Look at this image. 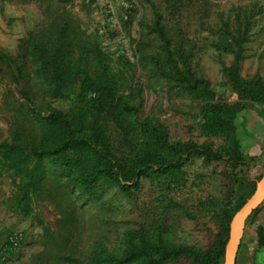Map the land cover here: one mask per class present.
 I'll use <instances>...</instances> for the list:
<instances>
[{"label": "trees", "instance_id": "1", "mask_svg": "<svg viewBox=\"0 0 264 264\" xmlns=\"http://www.w3.org/2000/svg\"><path fill=\"white\" fill-rule=\"evenodd\" d=\"M19 1H36L41 20L19 38L15 54L0 47L3 76L22 97L10 88L5 92L13 111L8 135L0 140V172L9 174L13 187L9 209L34 216L42 229L41 247L30 264H221L231 215L255 184L239 198L237 183L249 161L236 120L250 106L264 108V71L241 72L258 22L264 36V0L234 5L219 23L208 24L222 82L236 93L233 101L220 97L196 67L195 45L179 17L184 0H161L159 6L137 0L142 8L144 1L154 8L151 21L143 12L137 17L135 48L148 77L144 85L134 80V64L111 57L97 35L86 33L68 7L71 0ZM137 13L138 8L129 11L128 22ZM225 53L232 55L228 62ZM155 82L165 86L169 101L189 98L196 134L172 137L155 106L143 110V89H155ZM195 158L214 164L222 184L218 195L192 193L199 176L190 179ZM144 182L150 184L153 204L137 205L141 212L131 219L126 212L129 204L140 203ZM189 196L195 198L191 203ZM43 201L57 212L55 228L35 210ZM263 204L248 214L245 225ZM175 214L210 215L216 223L210 243L178 239L168 221ZM258 234L263 246L262 227Z\"/></svg>", "mask_w": 264, "mask_h": 264}, {"label": "rangeland", "instance_id": "2", "mask_svg": "<svg viewBox=\"0 0 264 264\" xmlns=\"http://www.w3.org/2000/svg\"><path fill=\"white\" fill-rule=\"evenodd\" d=\"M156 5L161 0H154ZM185 4L181 6L180 20L183 26L188 29V35L195 45V62L196 67L203 70L211 79L217 94L229 101L236 99V93L232 92L228 85L222 82L223 77L220 70V63L216 58L217 50L212 46L211 39L213 34L208 29V24H217L220 17L225 16L230 8L234 5L243 4L247 0H184ZM132 6H128L129 3ZM10 7L4 12L0 8V47L5 51L15 54L17 51V43L21 36L34 28L41 20L40 6L37 2L35 5L30 4L24 8L15 7V1L7 2ZM1 4V3H0ZM84 4V5H82ZM144 7L139 5L137 0H71L68 7L77 14L81 24L88 34H95L99 38L96 26L108 13H112L120 23L119 34L127 37L128 46L133 48L137 54V59L129 60L128 53L116 55L110 51L108 47L101 46L106 52H110L111 57L124 56L135 66L134 80L142 81L143 85L147 82L148 77L141 73L139 66V53L136 50V41L139 38V25L137 17L143 12L148 21L154 16V8L149 2L144 1ZM84 6V7H83ZM87 6V7H86ZM138 8L136 17L130 22L129 11ZM109 10V12H107ZM17 13L20 15L17 16ZM127 13V19H123L122 15ZM164 15L168 16L165 9ZM264 16V15H263ZM259 22L257 27L259 26ZM256 28H253L252 35L247 42L246 57L242 62L241 72L245 75H252L264 71V36L260 34ZM101 44V43H100ZM232 55L225 53V61L228 62ZM132 73V70H131ZM155 89H143V110L148 113L155 106V110L161 118L168 124L170 135L172 137H188L196 134V130L192 128V119L189 114L194 110V105L186 96H175L172 101L168 100L165 86L159 82H155ZM10 88L15 97H20L17 92V85L3 76V66L0 65V140L8 135V119L12 113L13 99L8 96L7 104L5 102V92ZM258 111L263 114L264 108L257 107ZM262 116V115H261ZM237 122V121H236ZM238 136L245 138L246 133L238 132ZM264 144V143H263ZM246 144L242 140V149L245 153V159L248 162L247 168L241 173L237 183V191L239 198L245 197L250 189V185L256 180L259 173L264 170V146L260 147L255 153L246 151ZM250 155H255L256 159L250 160ZM214 164H203L200 158H195L193 164L189 165L190 179L194 174H199L194 178L197 185L193 186L191 191L196 196L202 197V194L218 195L221 191V177L217 172H213ZM218 170V168L216 167ZM13 193V187L10 183L9 174L5 171L0 172V232L4 233L13 226L23 228L28 234V240L24 249L20 252L18 261L12 264H30L31 254L38 250L39 236L42 232L41 226L34 216H25L12 212L7 204L8 198ZM141 201L139 204H129L126 216L135 218L141 212V208L146 205L153 204V192L148 182L143 183L140 191ZM195 198L187 197V202L191 203ZM35 210L40 214L44 221L53 228L54 219L57 212L49 201H43L35 204ZM171 228L174 229V235L181 241L193 243L198 246H207L213 238L216 230V223L208 214H200L196 217H190L185 214H175L168 218ZM120 223V222H118ZM264 229V204L255 214V217L244 227L242 234V244L239 248L236 264H264V245L258 244V228Z\"/></svg>", "mask_w": 264, "mask_h": 264}, {"label": "built area", "instance_id": "3", "mask_svg": "<svg viewBox=\"0 0 264 264\" xmlns=\"http://www.w3.org/2000/svg\"><path fill=\"white\" fill-rule=\"evenodd\" d=\"M132 5L131 2L128 4V6ZM122 17L126 20L128 17L127 13H124ZM119 26V21L112 13H108L105 20L97 24L96 29L100 37L101 45L108 47L116 55H121L129 51V60L137 59L134 45L133 48H130L127 37L118 33ZM26 242L27 235L21 227L13 226L4 233L0 232V264L14 263L22 248L26 245Z\"/></svg>", "mask_w": 264, "mask_h": 264}, {"label": "water", "instance_id": "4", "mask_svg": "<svg viewBox=\"0 0 264 264\" xmlns=\"http://www.w3.org/2000/svg\"><path fill=\"white\" fill-rule=\"evenodd\" d=\"M264 200V171L255 180L252 192L233 212L228 224V235L223 247L221 264H235L237 250L248 214Z\"/></svg>", "mask_w": 264, "mask_h": 264}, {"label": "crops", "instance_id": "5", "mask_svg": "<svg viewBox=\"0 0 264 264\" xmlns=\"http://www.w3.org/2000/svg\"><path fill=\"white\" fill-rule=\"evenodd\" d=\"M13 2L15 1V7L24 8L25 6H29L30 4H34L36 1H27V2H21L19 0H0V8L1 11L5 12L7 10V7H10L7 2ZM20 15L17 13V16ZM237 130L238 132L246 133L245 138H241V140H244L246 146V151L249 153H255L256 150L260 147L264 146V118L261 116L259 111L255 108V106H250L249 108H246L242 111V113L237 117ZM239 134V133H238ZM27 240H28V234ZM27 243V242H26ZM24 247L22 248V250ZM20 259V257L18 258ZM15 260L16 262L18 261Z\"/></svg>", "mask_w": 264, "mask_h": 264}]
</instances>
